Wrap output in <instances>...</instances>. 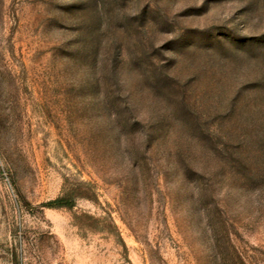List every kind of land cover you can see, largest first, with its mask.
Here are the masks:
<instances>
[{"label":"rangeland","instance_id":"obj_1","mask_svg":"<svg viewBox=\"0 0 264 264\" xmlns=\"http://www.w3.org/2000/svg\"><path fill=\"white\" fill-rule=\"evenodd\" d=\"M0 264H264V0H0Z\"/></svg>","mask_w":264,"mask_h":264}]
</instances>
